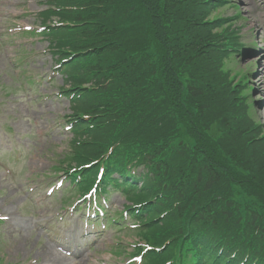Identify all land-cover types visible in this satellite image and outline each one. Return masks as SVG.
Returning <instances> with one entry per match:
<instances>
[{
    "label": "trees",
    "instance_id": "obj_1",
    "mask_svg": "<svg viewBox=\"0 0 264 264\" xmlns=\"http://www.w3.org/2000/svg\"><path fill=\"white\" fill-rule=\"evenodd\" d=\"M68 19L85 22L57 35L58 51L94 50L73 61L80 75L96 79L106 94L99 107L116 117L117 137L77 161L101 158L117 147L109 167L128 182V165H144L148 186L137 204L146 216L143 238L154 246L173 239L155 257H174L193 235L198 254L206 238L248 261L264 264V148L239 97L242 84L228 81L231 53L199 18L207 0H69ZM210 8V6H209ZM74 15V16H72ZM112 134H116L113 130ZM186 145L171 153V139ZM233 184L244 186L233 198ZM248 188V189H247Z\"/></svg>",
    "mask_w": 264,
    "mask_h": 264
},
{
    "label": "rangeland",
    "instance_id": "obj_2",
    "mask_svg": "<svg viewBox=\"0 0 264 264\" xmlns=\"http://www.w3.org/2000/svg\"><path fill=\"white\" fill-rule=\"evenodd\" d=\"M235 3L245 17L237 24L248 26L244 32L253 28L263 44L251 82L256 87L252 100L259 103L255 108L264 123V0ZM45 7L44 0H0V213L10 217L0 225V257L9 264H128L136 236L110 226L87 235L83 210L73 214L69 209L76 203L77 189L69 185L63 170L50 171L72 137L66 127L72 112L69 100L59 95L64 81L54 75L56 63L43 36L9 31L27 24L37 28V14ZM220 12L231 15L235 9L226 6ZM251 34L245 33V42ZM257 58L238 57L228 66L236 75ZM61 179L63 189L49 196L47 189ZM124 203L112 192L108 212L123 209ZM64 245H72L78 254L68 255Z\"/></svg>",
    "mask_w": 264,
    "mask_h": 264
}]
</instances>
